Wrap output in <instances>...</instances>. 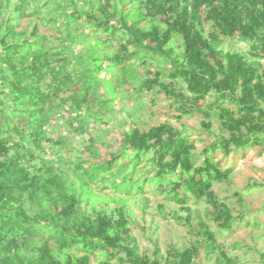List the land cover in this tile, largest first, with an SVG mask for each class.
<instances>
[{
  "label": "trees",
  "instance_id": "trees-1",
  "mask_svg": "<svg viewBox=\"0 0 264 264\" xmlns=\"http://www.w3.org/2000/svg\"><path fill=\"white\" fill-rule=\"evenodd\" d=\"M159 98L220 133L199 151L188 126L142 128ZM257 147L264 0H1L0 264H198L199 244L237 264L218 233L264 225L214 188L234 173L226 157ZM148 190L189 227L193 205L207 207L196 243L140 251L129 203Z\"/></svg>",
  "mask_w": 264,
  "mask_h": 264
},
{
  "label": "rangeland",
  "instance_id": "rangeland-1",
  "mask_svg": "<svg viewBox=\"0 0 264 264\" xmlns=\"http://www.w3.org/2000/svg\"><path fill=\"white\" fill-rule=\"evenodd\" d=\"M26 25H28L27 19L23 21V26L26 27ZM224 48L237 49L249 56V45L242 41L230 40L224 44ZM139 115V126L144 129L164 121H169L176 127L188 126L199 151L214 140L215 134L220 133L217 126L213 132H207L201 128L200 115L178 118L180 112L171 106V101L161 98L156 103L147 99L146 108ZM123 116L120 120L123 119ZM54 127V130L59 134V128ZM103 128L99 130L100 136H106L103 135ZM120 129V124H116V122L111 124L112 134L108 137H114ZM79 139L73 138L72 140L76 145H79ZM222 155V152H218L216 157L220 158ZM225 161V166H234V173L228 182L217 183L214 189L220 197L226 199L233 207L240 208L254 218H259L264 225V148L257 147L232 153L225 158ZM255 181L262 186L255 188L250 193L247 192L245 201L241 203L234 192L238 189L243 191L248 184ZM143 198L149 199V207L146 209L142 198L132 199L129 203V208L134 211L132 231L138 239L141 252L152 255L154 251H157L160 257H165L169 247L196 243L197 237L190 232V229L197 228L200 218L206 219V206L195 207L193 205V226L189 227L176 218L177 212L171 207L173 203H168L163 210L158 207L160 203L164 202L162 195L155 194L153 190H148ZM169 204L171 206H168ZM178 213L186 215L187 212L179 210ZM212 229L217 230V226L214 225ZM218 234L219 240L226 246L237 264H264L263 258L257 252H264V226L258 228L241 224L235 230ZM114 262L118 263L116 260ZM197 263L220 264L214 257L206 254L202 244H199Z\"/></svg>",
  "mask_w": 264,
  "mask_h": 264
}]
</instances>
